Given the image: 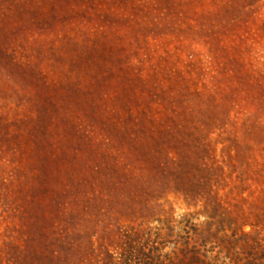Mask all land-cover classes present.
Masks as SVG:
<instances>
[{
    "label": "rangeland",
    "instance_id": "obj_1",
    "mask_svg": "<svg viewBox=\"0 0 264 264\" xmlns=\"http://www.w3.org/2000/svg\"><path fill=\"white\" fill-rule=\"evenodd\" d=\"M0 264H264V0H0Z\"/></svg>",
    "mask_w": 264,
    "mask_h": 264
},
{
    "label": "clouds",
    "instance_id": "obj_2",
    "mask_svg": "<svg viewBox=\"0 0 264 264\" xmlns=\"http://www.w3.org/2000/svg\"><path fill=\"white\" fill-rule=\"evenodd\" d=\"M204 220H205V217L201 216V217L199 218V221H198V222H200V223H203V222H204ZM149 226H150V227H155V225H154V224H152V225H149ZM164 251H165V252H170V251H171V249H169V248H166ZM114 254H118V253H114Z\"/></svg>",
    "mask_w": 264,
    "mask_h": 264
}]
</instances>
